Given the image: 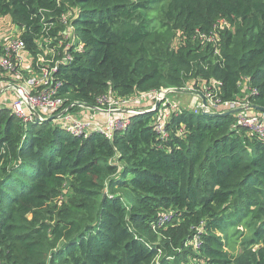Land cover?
Here are the masks:
<instances>
[{"label":"trees","instance_id":"obj_1","mask_svg":"<svg viewBox=\"0 0 264 264\" xmlns=\"http://www.w3.org/2000/svg\"><path fill=\"white\" fill-rule=\"evenodd\" d=\"M0 17L33 66L58 60L72 112L201 80L264 109V0H0ZM160 108L106 137L0 106V264H264V139L186 108L163 135Z\"/></svg>","mask_w":264,"mask_h":264},{"label":"built area","instance_id":"obj_2","mask_svg":"<svg viewBox=\"0 0 264 264\" xmlns=\"http://www.w3.org/2000/svg\"><path fill=\"white\" fill-rule=\"evenodd\" d=\"M221 27L226 25L224 20L220 21ZM212 40L213 35H210ZM199 38L204 36L199 33ZM0 106H8L11 112L22 122L32 119L41 120L51 115L56 120L64 123L68 132L74 136H86L92 130L102 132L106 137H110L115 131H123L127 128V117L116 116L118 111L125 110L127 113H135L133 109H123L131 100L130 98H114L108 95H102L97 98L98 106L106 112L104 122L101 124L94 120L82 117L78 112H72L69 106H65V101L59 95L60 81L56 78L58 60L45 59L38 55L34 66L32 59L29 62L26 58L25 41L22 38V29L10 21L1 22L0 17ZM68 59L69 56L67 55ZM28 62V68L25 70L21 66ZM221 83L219 81L201 80L198 84L199 92L202 94L205 104L198 96L196 103H191L187 108L195 113L201 111L229 110L240 108L235 113V124L242 125L255 136L264 139V112L252 110L246 96L255 92L251 86H244L243 92L246 95L243 98L234 100H221L216 95L219 93ZM243 87V84H242ZM195 91V88H192ZM172 88L161 89L139 94L144 100L153 98L162 106L170 104L169 112L164 111L155 124L157 131L165 135L164 121L168 118L171 111L178 110L179 102L173 99L174 103L167 102L168 96L173 93ZM141 102V100H139ZM128 103V104H127ZM181 108V107H180ZM222 112V111H221ZM197 241V237H195ZM198 245V241L197 244Z\"/></svg>","mask_w":264,"mask_h":264},{"label":"rangeland","instance_id":"obj_3","mask_svg":"<svg viewBox=\"0 0 264 264\" xmlns=\"http://www.w3.org/2000/svg\"><path fill=\"white\" fill-rule=\"evenodd\" d=\"M160 5H161V2L160 3H157V4H154L153 6L151 4L152 10H153L154 13L149 14L148 17H149L150 20H152L151 23H153V25H155V24L158 23ZM177 43H178V40L174 41L173 45H176ZM28 66H29L28 65V62H25L24 65H22L21 67L26 70L28 68ZM0 74L2 76H5L6 75L4 72H0ZM185 88L190 89V90H193L192 88H195V86L193 85V82L192 81H189L186 84V87ZM193 91H195V90H193ZM191 93H176L174 95L173 94H170L168 96V99H167L168 101L167 102L169 103V101H171L170 103H174L175 101H172V100L175 98V99L178 100L179 106L181 108H189L191 106L190 105L191 99L192 98H195V97L198 98V95L194 94L193 92H191ZM139 96L140 95H135V96H132L131 97V100H136L137 101L136 105L133 107L135 111L136 110H140V109H144V110L157 109V106H158L159 103L156 104L157 101L155 99L148 98V99L144 100L143 97H139ZM139 100H141V102H139ZM131 103H133V102L130 101L129 104H131ZM170 108H171L170 107V104L164 105V106L161 105V108L159 110V114L160 113L163 114V112L165 110L167 112H169L170 111L169 110ZM221 111H225V110L223 109V110H220V111H215L213 108H211V112H218V113L221 114Z\"/></svg>","mask_w":264,"mask_h":264},{"label":"crops","instance_id":"obj_4","mask_svg":"<svg viewBox=\"0 0 264 264\" xmlns=\"http://www.w3.org/2000/svg\"><path fill=\"white\" fill-rule=\"evenodd\" d=\"M196 101H197V97L192 98L190 104L191 103H196ZM132 102L133 103L128 104L123 109H133V107L136 105L137 101L136 100H132ZM76 112H78L82 117L94 120V121H96L99 124L104 122V118H105V115H106V112L102 111L101 108L93 107V106L90 107V108L80 107V109L76 110ZM115 115L119 116V117H127L128 113L125 110H123V111L116 112Z\"/></svg>","mask_w":264,"mask_h":264},{"label":"water","instance_id":"obj_5","mask_svg":"<svg viewBox=\"0 0 264 264\" xmlns=\"http://www.w3.org/2000/svg\"><path fill=\"white\" fill-rule=\"evenodd\" d=\"M172 91H174V92H176V93H191V92H193V93H197V94H199L200 96H202L201 93L196 92V91H193V90H190V89H177V88H173ZM202 101H203V103L205 104V100H204L203 97H202ZM75 104H76V105H82V106H84V107H86V108L91 107L90 105L82 104V103H79V102H78V103H75ZM252 109L255 110V111L264 112V109H263V108H260V107H258V106H254V105H252ZM240 110H241L240 108H233V109H229V110H226V111H224V112H221V113L233 114V113H236V112H238V111H240ZM201 113H202V114H205V115H220V113H218V112H211V111H202ZM51 118H54V117H53V116H50L49 119H51Z\"/></svg>","mask_w":264,"mask_h":264},{"label":"clouds","instance_id":"obj_6","mask_svg":"<svg viewBox=\"0 0 264 264\" xmlns=\"http://www.w3.org/2000/svg\"><path fill=\"white\" fill-rule=\"evenodd\" d=\"M173 89V88H172ZM183 89H187V88H183ZM196 92H198V91H196ZM200 93V92H199ZM171 94H176V92H173V93H171ZM192 94V93H191ZM194 94H196V95H198L201 99H202V97L203 96H200L199 94H197V93H194ZM202 95V94H201ZM156 104H158V103H156ZM81 107H83L84 108V106H82V105H80ZM90 108V107H89ZM251 108H252V105H251ZM187 109V108H186ZM253 110V109H252ZM202 112V111H201ZM222 112H224V111H222ZM260 112V111H259ZM235 114V113H234Z\"/></svg>","mask_w":264,"mask_h":264},{"label":"bare ground","instance_id":"obj_7","mask_svg":"<svg viewBox=\"0 0 264 264\" xmlns=\"http://www.w3.org/2000/svg\"><path fill=\"white\" fill-rule=\"evenodd\" d=\"M26 58H27V60H28L29 62H30L31 59H32L31 55H29V54L26 55Z\"/></svg>","mask_w":264,"mask_h":264}]
</instances>
